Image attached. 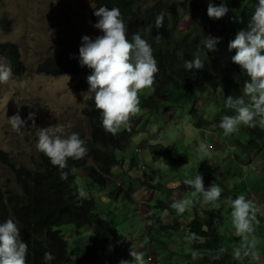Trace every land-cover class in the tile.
<instances>
[{"label": "trees", "instance_id": "1", "mask_svg": "<svg viewBox=\"0 0 264 264\" xmlns=\"http://www.w3.org/2000/svg\"><path fill=\"white\" fill-rule=\"evenodd\" d=\"M94 1L90 16L95 23L99 18L94 15V7L119 8L121 18L127 27L128 39L131 41L133 34L139 33L152 47L159 71L156 73L154 85L148 90L149 95L144 96V90L140 93V109L165 111L169 108V97L172 92H176L177 95L189 94L192 96L190 111L195 117L193 124L206 126L208 123L196 112L195 105L201 98H206L208 102L215 97L216 90L221 94L227 92L235 93L237 96L242 94L244 82L249 77L241 71L239 65L232 62L231 57L235 55L236 50L229 51L228 43L229 37L236 34L233 18L237 16L244 20L245 11H242V8L253 0H226L230 11L220 19L209 18L205 6L197 4L196 17L184 29L170 0H153L151 3L146 0ZM213 1L215 4L221 2ZM161 12L165 13V20L160 28H156L155 20ZM5 23L3 21V24ZM208 36L221 38L215 51L204 47L203 41ZM198 49L205 67L201 70H186L185 60L192 59ZM0 54L9 60L14 74L23 72L20 52L14 43L0 42ZM37 69L52 75L80 74L81 77L74 84L77 91H88L87 77L93 71L87 66H81L79 50L76 49L63 56L46 57L38 64ZM222 108L223 105L220 103L211 111L217 110L216 116L221 113ZM82 112L89 126L88 137L83 139L88 154L79 160L69 158L68 167L63 170L54 167L44 153L38 155V160L32 167L15 166L11 157L0 149V161L12 170L15 182V187L9 184L0 186V223L10 217L17 223L21 238L28 244L27 264L78 262L71 257L80 254L82 247L69 248V242L59 228L65 224L74 225L76 228L82 226L88 228L94 233L95 239L100 241L102 251L112 250L123 260H132L127 236L118 231L113 221L100 216L94 198L91 196L78 198L77 170L80 169L83 177L91 183L99 187L104 186L112 175V170L126 161L122 156L116 157L114 152L124 150L137 131L132 126L131 130L121 128L115 136L105 131L102 127L101 113L96 109L94 99H85ZM244 127L246 131L252 132L251 137L246 139L245 148L250 150L249 152L260 151L259 143L264 145V127L259 124L255 128ZM150 149L153 157L161 156L170 165L175 163L174 147H164L161 143L155 142L151 144ZM262 156L264 157L263 151ZM131 157L130 168L134 166L143 168L141 159L137 161L135 156ZM180 159L185 161L183 158ZM61 171L68 173L67 179H61ZM134 177L136 175L129 174L128 181ZM115 190L111 188V194H114ZM221 219L222 216L216 209H204L200 215L191 218L183 231L185 230L186 236L190 232L195 233L198 239L188 241L191 250L184 254L183 263L168 261L165 264H264L250 258L242 257L239 260L233 258L234 249L241 247L243 238L235 234L233 236L229 231H219ZM221 247L226 249L221 259H211ZM192 251H196L203 258L193 260ZM45 252H51L55 259L45 261Z\"/></svg>", "mask_w": 264, "mask_h": 264}, {"label": "rangeland", "instance_id": "2", "mask_svg": "<svg viewBox=\"0 0 264 264\" xmlns=\"http://www.w3.org/2000/svg\"><path fill=\"white\" fill-rule=\"evenodd\" d=\"M146 1L151 3L153 0ZM170 1L173 2L178 16L181 19V26L184 29L187 27L188 21L196 17L198 10L196 3L202 1L205 3L209 0ZM53 2L54 0H0V42L14 43L20 52L24 66L21 74L13 73L12 78L7 84H0V149L11 157V161L15 166L25 165L32 167L35 161L38 160L40 151L36 147L38 142L36 133L40 127H54L56 124H62L65 126L67 133L76 132L81 139H85L89 134V126L82 109L85 101L83 94L86 93L89 96L91 93H87L88 91H77L74 88L75 82L81 77L80 74L52 75L38 71L37 66L46 57L63 56L67 53L70 54L74 49L79 50L81 39L84 35H88L94 39L96 36L103 34L101 30L93 26L95 22L90 17V10L93 8L95 1L56 0L55 3ZM255 4L256 2L250 4L252 8L250 6L245 7L244 11L248 19L255 8ZM3 21L6 23L3 24ZM241 28H244V22L241 23L239 29ZM0 57L5 58L10 64L6 57L1 54ZM149 89H144L143 93L148 95ZM215 94L216 97H213V99L220 102L221 97V102L224 99L226 101L227 95L224 96L218 90L215 91ZM230 95L234 98L236 97L234 93H230ZM169 99L171 105L175 107L171 106L165 111L162 109H140L137 119H135V116L131 118L133 123L136 121L134 128L138 129L137 134L131 138L128 146L124 150L114 152L116 157L122 156L126 161L116 166L114 168V174L110 177V182L114 181L113 178L118 182H122L123 190H115L114 194H111L109 186L104 189L100 188L95 183H91L83 177L80 169L77 170V174L79 175V188L84 193L86 192L98 200V211L103 215H110L116 223L118 231L127 236L128 240L130 239V251L133 250L143 253L145 264L152 263L146 261L148 254L146 243H140V241L146 238L147 235H151L152 225L150 219L142 223L141 217L143 215L140 217L138 214L139 207L137 203L130 199L129 196L131 194L128 196V191H132L133 188L127 181L128 175L134 174L139 179H146L149 182L148 185L151 186L150 194L153 193V195L149 203L152 204V209H155L151 216L155 220L160 218V221L158 226L154 228L157 229L156 233L154 236H149L147 242L150 244V240L151 242L156 240L152 244V248L155 249L157 258L154 257L151 251L149 256L158 260L161 264L166 263L162 262V260L167 261L173 255L171 253L172 251H175V253L186 252L189 248L184 246L182 250L178 251V247L174 246L181 236V238L187 241L185 239L186 235H183L179 230L180 224L177 223L176 217L169 214L167 209L165 211L161 210L156 200H162L168 206L170 198L178 197L176 194L178 189L179 193L185 194V199L190 198L198 201L199 198H203L202 193H197L193 196L192 193L195 190L184 184L185 179L195 178L200 173L203 176L205 189H207L212 184L211 181L208 183L206 181L205 172L207 170L214 169L221 176L225 175L221 161L215 162L216 152L211 142L212 136H210L212 131L217 130V132H220L223 130L215 124L216 120L212 114H216L217 112H209V110L216 107L214 100H209L204 105L205 110L203 108V111L201 110L202 103H205L207 99L201 98L196 103V112L210 121L207 126L198 125L197 128L193 125L195 117L193 116V112L190 111L191 102L187 101L190 100L189 94L177 96L171 93ZM183 102L185 103L182 107H177V105ZM222 105L225 106V104ZM227 110L230 113L232 112L231 109ZM17 112L22 119L27 121L26 125L21 128L22 132L20 133L13 131L11 125L8 123V117H11ZM30 112L35 113V125H33L32 120H27ZM221 118L222 114L218 116L219 120ZM240 132L241 130L233 134L240 135ZM250 133L252 132L247 131L248 138L251 137ZM239 137L242 138V136ZM239 137L234 136L233 140H239L241 142L242 139ZM226 139L230 141L232 136H227ZM148 142H159L165 147H174L176 150V155L173 156L175 163L170 165L161 156L155 162L150 160L152 156L147 151L146 144ZM209 143L211 144L210 152L207 155L198 157V146L200 144L208 145ZM228 143V149L237 147V142L235 141ZM260 146L264 147L262 144ZM238 150L240 149L236 151ZM227 154L228 151H226ZM221 155H223V152ZM131 156H135L137 161L141 159L143 168L137 166L130 168L129 159L132 158ZM180 158H183L185 161ZM205 164L207 165L205 166ZM143 169H145V172L141 177L138 174ZM247 169L246 166L242 167V171L244 170L243 182H246L248 179L246 175ZM234 177L240 181L237 174ZM157 181H159L161 186L154 185ZM8 184L15 187L13 172L9 166L0 161V186ZM180 184L183 187L190 188L189 192L180 187ZM215 184L220 186L217 181H215ZM174 185L175 190L168 188V186ZM101 192L104 193L107 201L110 202V206L100 202L99 196ZM227 195L229 199L226 200V203L234 199L232 195ZM144 197L146 198L147 196H139L138 202L140 205L144 204ZM226 206V204H222L221 211L217 210L221 215L223 214L225 216V219H221L218 225V229L221 232H228L227 228L229 227V221L226 219L229 212L225 209ZM204 209L213 208L205 202L198 203L197 205L192 204L190 210L184 213L187 222L193 216L200 215ZM231 225H233L232 219ZM83 227L76 228L71 224L62 227L63 234L69 241V248L78 246L85 249L81 250L80 254H78L76 258L77 263L121 264L123 259L117 257L112 250H101L99 240V245L95 248L92 247V245H95V242L82 240L80 238L81 235L83 239L86 238L87 240L91 237L88 231L81 230ZM74 229L81 232L77 234V231L75 232ZM259 232L261 233V230ZM163 247L166 248V252L162 250ZM90 251H96V253L91 254ZM75 257L74 255L71 258L73 259ZM176 258L177 256L173 255V260Z\"/></svg>", "mask_w": 264, "mask_h": 264}, {"label": "clouds", "instance_id": "3", "mask_svg": "<svg viewBox=\"0 0 264 264\" xmlns=\"http://www.w3.org/2000/svg\"><path fill=\"white\" fill-rule=\"evenodd\" d=\"M55 2L56 0H54L53 3ZM252 2H256V4L252 14L249 16V19L245 13L244 20L242 17L237 16L233 18L236 27V34L235 36L229 37L230 42L228 43L229 51L233 49L236 50L235 55L231 57L232 62L239 65L241 71L246 73L249 79L244 82L242 94L240 96H237L234 93L236 96L234 98L230 95L232 92H227L224 94V96L227 95L226 101L224 99V102H221V97L220 102L215 99L214 102L216 105L220 103L225 104L222 108L225 112L222 110L221 113L216 116L215 114H212L216 120L215 124L223 129L225 135L231 136L233 133L242 129L245 139L237 144L240 143L244 146L247 139V131L244 126L255 128L258 123L264 125V0H253ZM196 4L204 5L205 9H207V15L209 18L213 19H220L230 11L226 0H221L219 4H215L213 0H209L205 3L202 1ZM250 4L248 6L252 8ZM243 10H245V7L242 8V11ZM94 15L99 19L93 26L101 30L103 34L96 36L94 39L88 35H84L81 39V45L79 47L80 64L81 66H87L89 69L93 70L87 77V82L89 84L87 93H91L92 96H88L86 93H84L83 96L84 99H94L95 107L100 111L102 116V127L105 131L115 136L121 128L131 130V126L134 127L136 121L133 123L131 118L135 116V119H137L138 117V112L140 111V93L144 89L151 88L154 85L155 76L159 71V67L158 62L153 55L152 47L148 41L143 39L139 33H134L131 41L128 39L127 27L121 18L119 8L109 9L106 6H100L99 8L94 7ZM164 20L165 13L161 12L157 15L155 20L156 28H160L163 25ZM189 22L190 21H188V23ZM243 22L244 28L239 29L241 23ZM220 40V37L208 36L203 41V44L207 50L215 51ZM184 67L189 71L192 69L201 70L205 67V62L201 58L199 49L193 54L192 59L185 60ZM12 75L13 71L11 65L5 60V58L0 57V84H7L12 78ZM172 93L177 95L176 92ZM144 96L147 95L144 94ZM189 96L190 100L187 101L191 102V95ZM185 102L177 105V107H182ZM206 103L207 101L202 103V106L204 104L206 105ZM169 104V108L171 106L175 107L174 105H171V103ZM227 109H231L232 112L230 113ZM201 110L203 111L202 107ZM214 111L209 110V112ZM220 114H222L221 120L218 119ZM200 117L203 121H206L209 124L210 121L207 120V118L201 114ZM27 120H32L33 125H35V113L30 112ZM8 123L11 125L13 131L20 133L22 132L21 128L26 125L27 121L22 119L17 112L11 117H8ZM195 127L198 128V126ZM137 130L138 129H136V131ZM136 134L137 132L135 135ZM36 135L38 137L36 145L37 150L40 151V153H44V155L49 158L51 164L61 170L68 167L67 161L69 158L79 160L83 159L88 154L86 142L81 139L79 134L76 132L67 133L65 131V126L62 124H56L54 127H40ZM152 143L155 142H148L149 145L145 143L149 153ZM261 144L262 143H259V147L264 152V147L260 146ZM228 145V142H224L225 148L228 149ZM238 148L239 146L228 150L230 153L236 154L235 150ZM144 149H146V147H144ZM210 149V143L208 145L200 144L197 148L198 157L207 155L210 152ZM151 156L150 160L155 162L157 158L153 157L152 154ZM243 165L248 168L246 171V175L248 177L251 171L257 170V165L253 161H246ZM113 172L114 169L112 170V175L114 174ZM144 172L145 169H143V171L138 175L142 177ZM67 177L68 173L61 171V179H67ZM241 179H243V174ZM113 180V182H110L109 178L106 184L100 188L104 189L109 186L110 189H124L122 182H118L115 178H113ZM128 182L133 187L132 191H128V196L131 194V196H129L130 199L137 203V206L139 207L138 214L140 217L143 215L141 217L142 223L148 219L151 220V235H147L146 238L140 241V243H146L148 251L146 261L151 262L152 264H161V262H158V260L149 256L151 251L154 257L157 258V253L155 249L152 248V244L156 240L152 242L150 240V244L147 242V238L149 236H154L157 231V229L154 228H156L159 224V222L151 216L152 204L149 203L153 195V193L150 194L151 186L148 185L149 182L146 179H139L137 176L130 179ZM184 184L195 190L192 193L193 196L197 193H202L204 202L206 204H210L213 209L217 210V208L220 207L218 201L222 193L221 187L212 183L210 187L205 189L202 174L199 173L195 176V178L185 179ZM154 185L161 186L159 181L155 182ZM174 187L175 185L168 186L170 190H175L176 188ZM180 187L183 186L180 184ZM183 188L188 191L190 189L186 187ZM78 189V198L91 196L86 192L84 193V191L80 188ZM159 191L162 192L161 190ZM140 195L147 196L146 198L144 197L143 205H140L138 202ZM177 195V198L169 199L168 206L162 200H156V202H158L161 210L165 211L167 209L169 214L176 217L177 223L180 224L181 229H186L187 220L185 221L186 223L184 222L183 224L181 222L180 214H183L188 207L192 205L193 201L190 198L183 199L181 194L177 193ZM93 198L98 207V200L95 197ZM99 200L101 203L110 206V202L107 201L104 193L102 192L100 193ZM97 207L96 210H98ZM261 208H263L262 201L254 202L253 200L246 199L244 195H238L235 199L231 200L232 224L235 228L236 234L243 238L241 247L234 249V259L239 260L242 257L250 258L251 260L259 259L260 254L256 250L257 240L253 234L255 233L256 226L259 225L260 222H264V215H261ZM147 209L148 211L146 212ZM171 209L173 211H171ZM98 213L101 217L108 218L114 222L110 215H103L99 211ZM173 221H175V219H173ZM63 226L64 225L59 227L62 234ZM160 227L163 228L162 225H160ZM81 230H86L91 234L89 240L86 238H82V240L95 242V245H92L93 248L99 245V241L95 239L94 233L91 230L86 227L81 228ZM74 231H77V234L81 232L76 229H74ZM182 234L186 235L185 230H182ZM181 237L179 240L183 239ZM249 237L252 238L249 239ZM185 239L188 244V241H194L198 239V237L195 233L190 232ZM129 244H131L130 239ZM188 248L189 249L186 252L182 251L180 253H175L177 256L175 260H169V257L167 261L162 262L170 261L183 263L185 259L184 254L191 250L189 245ZM82 250L85 249L82 248ZM162 250L164 251L166 248L163 247ZM90 252L91 254L96 253V251ZM129 252L132 260H122L121 264H145L143 253L133 250L130 251V248ZM225 252L226 249L221 247L216 251L215 255L212 256L211 259L219 260ZM27 254L28 244L21 238V231L17 223L11 217L3 223H0V264H27ZM75 256L76 259L78 255ZM191 256L193 260L203 258L196 251H192ZM54 259L55 257L51 252L44 253L45 261H52Z\"/></svg>", "mask_w": 264, "mask_h": 264}, {"label": "crops", "instance_id": "4", "mask_svg": "<svg viewBox=\"0 0 264 264\" xmlns=\"http://www.w3.org/2000/svg\"><path fill=\"white\" fill-rule=\"evenodd\" d=\"M212 136V141L213 142V149H215V162L217 163L219 160L221 161L222 168L224 169L223 173L225 174L224 176H221L218 174L214 169H209L205 172L206 176V181L207 183L211 181L212 183H215L217 181L219 185L222 187V196L220 197L218 203L220 205L219 208H217L218 211H221L222 204H226V208L229 212L228 216H226V219L229 221V227L227 230L233 234H236L235 228L233 225H231V202L226 203V200L229 199V196L227 194H230L234 197V199L238 195H244L246 199L253 200L254 202L256 201H262L263 202V208L261 211V215H264V157L262 156V150L256 152V151H251L246 149L243 144H237L236 146H239L238 151L235 153H230L227 148L224 147V142H240L239 140H233L234 136L239 137L242 136V141L245 139V135L241 129L240 135L233 134L232 139L228 141L226 139L227 136L230 135H225L224 131H212L210 134ZM241 141V142H242ZM226 151H228V154L226 155ZM223 152V155L221 153ZM220 157V158H219ZM246 161H253L257 165V170L256 171H251L249 173V177L246 182H243L241 179V176L243 174L242 167L243 164ZM207 164H205L206 166ZM204 166V167H205ZM262 170H261V168ZM239 176L240 181L236 180L234 177L235 175ZM213 180V181H212ZM183 188V187H182ZM184 189V188H183ZM185 190V189H184ZM188 191V190H187ZM189 192V191H188ZM181 194L179 193L178 189L176 194ZM237 195V196H236ZM182 198L185 199V194H181ZM193 201L192 204L197 205L198 203L204 202V199L199 198L198 201L191 199ZM201 205V204H200ZM210 205V204H209ZM191 206V205H190ZM190 206L188 209L185 211L190 210ZM203 206V205H201ZM211 206V205H210ZM204 207V206H203ZM205 208V207H204ZM155 209H151V214L153 215V212ZM184 212V213H185ZM183 214H180L181 216V222L184 224L186 221V218ZM225 219V216L222 214V220ZM157 222L160 221V218L156 220ZM186 223V222H185ZM264 222H260L259 225L256 226L255 233L253 234L255 239L257 240V245H256V250L259 252V259L254 260L257 263H264ZM181 232L183 228L181 229ZM261 230V233L259 232ZM241 237V236H238ZM237 238V237H235ZM252 238V237H250ZM188 247L187 241L184 239L177 240L175 247H178V251L182 250L183 247ZM167 250H164L166 252ZM173 255H175V251H172ZM173 255L170 256L169 260H173ZM163 261V260H162Z\"/></svg>", "mask_w": 264, "mask_h": 264}]
</instances>
